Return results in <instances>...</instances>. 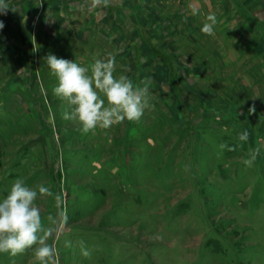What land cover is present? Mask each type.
I'll use <instances>...</instances> for the list:
<instances>
[{
    "label": "rangeland",
    "instance_id": "374dc122",
    "mask_svg": "<svg viewBox=\"0 0 264 264\" xmlns=\"http://www.w3.org/2000/svg\"><path fill=\"white\" fill-rule=\"evenodd\" d=\"M5 3L0 199L17 178L62 195L56 264H264V0ZM49 53L83 67L113 55L115 76L150 81L151 107L84 133L63 118ZM35 204L56 229L54 196ZM38 246L0 264H41Z\"/></svg>",
    "mask_w": 264,
    "mask_h": 264
},
{
    "label": "clouds",
    "instance_id": "9594fccd",
    "mask_svg": "<svg viewBox=\"0 0 264 264\" xmlns=\"http://www.w3.org/2000/svg\"><path fill=\"white\" fill-rule=\"evenodd\" d=\"M110 0H93V7H106ZM10 10L5 0H0V15ZM12 10V9H11ZM201 31L214 34L216 17L209 15ZM5 28L0 20V31ZM48 68L55 73L58 86L53 89L55 95L63 98L72 109L64 113V119L76 122L84 133L124 122H138L151 105L150 81H141L134 85L126 75H114L115 57L111 54L106 59H95L90 67H83L75 60L69 61L49 53L46 56ZM124 68L123 71H127ZM255 109H249L254 112ZM249 133L245 130L241 140H246ZM223 147V146H222ZM230 151L233 149H229ZM251 164V160L245 161ZM40 196H54L60 209L56 220L57 228L45 227L40 208L35 201ZM61 194H54L49 187L40 185L31 188L22 178H17L7 194L0 199V253L16 255L35 248V256L41 264H56V248L46 241L54 230L63 229L68 223V215L63 208ZM70 246V243L68 244ZM81 254L90 256V251L81 242Z\"/></svg>",
    "mask_w": 264,
    "mask_h": 264
},
{
    "label": "bare ground",
    "instance_id": "6f19581e",
    "mask_svg": "<svg viewBox=\"0 0 264 264\" xmlns=\"http://www.w3.org/2000/svg\"><path fill=\"white\" fill-rule=\"evenodd\" d=\"M3 256V255H2Z\"/></svg>",
    "mask_w": 264,
    "mask_h": 264
}]
</instances>
